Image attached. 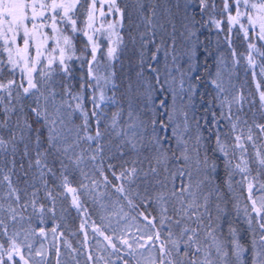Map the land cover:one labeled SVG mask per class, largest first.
<instances>
[{
  "label": "snow or ice",
  "instance_id": "snow-or-ice-1",
  "mask_svg": "<svg viewBox=\"0 0 264 264\" xmlns=\"http://www.w3.org/2000/svg\"><path fill=\"white\" fill-rule=\"evenodd\" d=\"M98 3L101 18L109 14L117 17L107 24V36L103 37L107 43L106 49L101 45L104 25H101V28L95 27ZM104 4L108 6L107 13L103 11ZM85 5H87L86 8ZM197 6L202 17L201 21H197L195 12L190 11L191 0H185L182 14L179 4H177L176 13H171L166 8L165 20L160 21L155 8H148L145 11L143 4L138 0L135 11L144 27V31L139 33L142 65L145 60L144 53L149 44H155V51L151 53L150 61L158 59L157 54L161 48H166L165 55L172 54L173 61L180 55H188L190 59L195 56L192 47L186 48L184 52L177 51V25H179L180 36L188 40L195 35L196 24H200L201 27L212 25L215 29L221 30L222 23L225 21L228 24L229 34L226 39L234 59L244 55L237 53L232 47L231 34L234 25L239 26L238 34L243 35L247 44L248 64L255 66L256 56L264 58V0H223L222 8L217 5L216 0H198ZM81 15L83 21L79 19ZM205 15L206 19H204ZM217 15L219 19L216 18ZM123 19L124 9H121L117 0H103V3L101 0H0V50L7 54V60L0 61V67L6 64L13 76L16 69H19L21 74L19 84L15 79H9L6 83L0 82V153H6L11 148L15 155L17 141H26L23 155L29 157L28 168L37 170L39 178L44 181V187H47L46 176L51 175L58 180L64 192L72 195L71 206L80 211L82 190H87L90 186L94 188L99 184L97 179L90 176V172L92 175L98 173L105 185L111 183L104 174L103 168L96 163L98 158L101 161L104 158V144L101 143L103 137L107 134L123 136L125 139L118 146L121 150L120 154L124 155L122 146L127 144L137 153V158L131 161L122 160L119 164V173L115 170L117 165L112 163L107 165L112 176L121 182L113 187L127 200L129 207L136 209L143 206L144 210L139 211L138 216L146 221L145 228L150 226L155 231L146 236L141 234L137 239L135 234L129 236L122 229L119 235L116 234V230H113L112 235H105L99 227H94L93 231L102 236L106 242V245H103L105 250L112 249L109 255L116 256L122 264H129L124 256L117 254L126 250L127 256L135 259L138 251L149 245L155 250L158 244V254L150 258V264H231L233 257L235 264H244L245 246L236 239H232L229 248L228 245L221 243L215 234L216 227L208 206L213 193L217 198L221 195L218 188H212L206 192L201 188L206 181L210 182L208 170L215 171L216 163L215 161L210 162L207 153L201 160L199 134L195 137V146L190 145L189 140L184 138L188 129L187 113L182 104L180 106L177 104L179 92L184 91L183 70L176 65H165L166 75L161 81V69L154 67L150 61L148 62V70L155 74V84L160 85L159 90L165 91V86H170L171 104H168L166 99H160L156 103L153 94L157 89L149 80H145L142 81L143 91L137 90V94L143 98L141 108L134 110L131 103L129 104L128 121L130 122L120 126L119 121L123 116V109L115 111L110 118L102 111L110 102L115 104V100L114 97L105 94V88L112 82L111 77L114 73L98 74L100 57L104 58L106 66L110 68L111 65L107 62L118 56L120 47L125 43L120 31L123 27ZM165 23L168 28H165ZM139 26L137 24V27ZM78 34H82L86 39L84 46L80 49V54L76 56L74 40ZM130 39L135 43L134 35L130 34ZM157 40H159L158 43ZM74 56L81 61L82 67L84 62L88 65L87 82L81 83L80 91L77 93L72 92L70 84L55 79L59 73L65 74V80L69 78L70 68L67 62ZM224 63L222 58H218L217 71L210 80L217 90L216 98L222 107L220 117L213 114V123L217 124L220 118L227 119L231 123V132L235 133L240 118L236 116L235 120L233 119L232 107L240 104L243 97L239 93L231 98L227 95L229 88L225 86L220 68ZM173 67H176V71L180 73L179 80L172 75ZM143 71L142 67L137 76L141 77ZM261 74L264 75V65L261 66ZM81 79L83 80L84 77L82 76ZM131 88L130 84L129 90ZM193 88L194 85H190L188 91L191 92ZM86 90L92 93L87 98L85 97ZM14 91L15 94H13ZM222 95L223 99H220ZM28 98H34L27 105L31 116L25 111L23 104V100ZM85 99L91 104L90 111L85 107ZM179 99L182 100L183 97ZM259 99L261 107L264 108V91L260 92ZM72 101L75 102L74 105ZM224 106L228 109L227 116L223 111ZM157 107L163 108L164 112H157ZM75 113H79L81 117L80 124L73 122ZM165 114L166 118H163ZM13 116H15L14 123ZM178 117H183V119L177 122ZM90 120L96 125L94 134L91 132ZM33 122L39 127L33 128ZM101 124H103V129ZM182 125L184 131H181ZM157 126L165 131L172 126L173 136L166 138L158 135ZM254 127L259 129L260 134L264 136V124H255ZM148 128L152 129V134L146 137ZM4 133H7V139ZM165 139H175L176 146L166 147L163 143ZM253 139V126L251 125L248 127L246 137L242 134L234 136L233 148L242 150L241 159L235 164L233 170H228L232 163L231 160L226 161L227 179L225 183H228L235 170L245 173L244 180L248 181V199L251 201V212L245 208V215L249 217L250 227L253 226V219L255 220L253 232L258 230L260 233L258 241L255 238L252 240V264H264V195L253 198L252 193L256 189L253 181L248 180L246 175L250 171L249 160L244 158V152L247 151L244 148V141ZM84 143L88 144L87 148L81 146ZM93 143L96 145L94 149L91 148ZM216 145L213 151H219L227 157L228 145L222 142L219 132L216 134ZM77 149H79L78 152ZM145 151L147 155L143 156V160L139 159L140 153ZM193 153L197 165L196 171L203 170L205 173L195 183L192 181ZM181 160L184 162L183 165L169 167L170 163L179 164ZM144 161H147V167L143 166ZM252 162L258 165L256 175L264 174V154L257 150L255 160ZM89 163L91 167L85 170ZM201 164L203 169L199 167ZM57 165L59 176L56 175ZM13 167H15L14 162ZM77 173L80 183L73 187L69 176ZM176 174L187 175L189 179V182L182 184L179 189L175 186L170 188L168 183L169 177ZM3 179L9 182V194L15 196L17 208H19L20 197L17 189L12 186L8 175H5ZM138 180L142 181L143 190L141 191L140 185H137V189L132 191L131 185L136 184ZM228 187L231 188L230 183ZM259 190L264 192V183L259 184ZM32 195L35 197L36 190ZM46 196L55 200L51 190L46 192ZM135 198H139L141 204L134 203ZM27 203L26 201L25 207ZM31 203L33 207L36 206L35 199ZM153 205L155 206L153 210L157 215H152V212L148 211ZM219 207L217 203V208ZM0 208H3V205H0ZM17 208L11 206L8 208L13 221L17 219ZM40 210L43 211V206ZM252 213H255L254 218ZM205 214L208 215L207 223L204 220ZM20 218L24 219L23 216ZM157 221L159 228H157ZM0 227L4 228L3 236L0 238V264H49V253L43 245L34 249L32 244L25 243L27 236L25 240H19L21 232L9 233L2 219H0ZM84 227L85 224L82 223L81 229ZM230 231L234 236V231L231 229ZM52 232L55 234L56 229L53 228ZM32 234L35 235V233ZM39 234L44 236L45 230L41 228ZM208 238H211V242L205 243ZM87 240L86 234L85 244ZM64 245L71 249V253H76L77 250L72 248L67 241ZM213 249L215 257H213ZM62 255L60 248L57 247L56 264H62ZM71 258L76 259L75 255ZM87 259L91 262L92 255H88Z\"/></svg>",
  "mask_w": 264,
  "mask_h": 264
},
{
  "label": "trees",
  "instance_id": "trees-1",
  "mask_svg": "<svg viewBox=\"0 0 264 264\" xmlns=\"http://www.w3.org/2000/svg\"><path fill=\"white\" fill-rule=\"evenodd\" d=\"M118 5L121 9H124V19L122 21L123 27L120 29L121 34H126L132 32L138 37L137 42L140 45L139 33L144 31L143 22L140 20L135 9L137 7L138 0H117ZM139 3H142L145 11L148 8H155L157 14L161 15L164 18L167 13L165 9L167 8L169 12H177V4H179L180 12L182 14L185 0H139ZM217 5L222 8L223 0H216ZM192 8L190 11L195 12V19L201 21L202 17L199 14L198 0H191ZM82 16V15H81ZM207 16L205 15L204 19ZM220 17L217 15L216 17ZM81 19V17H79ZM137 24L140 26L137 27ZM82 26V25H81ZM128 27V32L126 31ZM178 27V36L177 39V51L183 52L186 48L192 47L195 56L191 59L188 55H180L172 65L179 66L183 72L184 77L189 82L194 85V88L191 92L187 90L178 94V104L184 106V110L187 113L188 126L190 134L192 137H195L199 134L201 137L200 140V158H203L205 153L210 158L211 161H215L216 168L215 171L209 169L210 172V182L208 181V189L218 188L220 192L219 198L213 193L212 199V209L209 203V211L213 220V224L216 227V236L219 241L223 244H226L230 248V241L236 239L242 245L245 246L244 253V264H252V253L253 245L252 240L255 238L258 241L259 232H253L255 227V220L253 219V226L250 227L248 224L249 217L245 215V208L249 212L250 202L247 198L246 185L248 181L244 180L245 173H241L238 170L233 172L231 179L228 183L231 184V188L228 187V183H225L227 179V170L225 168V163L227 160H231V166L228 170H233L232 165L237 161L234 158L233 148L229 146L234 142V136L237 130L240 134L245 135L244 132L248 133V127L253 126V136L254 139L250 141L252 144L245 142V148L247 149L246 159L249 160V169L250 171L246 174L248 180L256 182L257 177H262L264 182V174L257 176L258 165L253 163L255 160L254 151L256 147L261 151L262 141L264 136L260 134L259 129L255 128V124H264V108L261 107V102L259 99L260 91H264V75L261 74V66L264 65V58L256 56V65L251 66L248 64L246 59L247 54V44L244 41L243 35L239 33V27H233V33L231 34L232 47L236 50L237 53H243V56H239L237 59H234L231 55V49L228 46V32L225 27V22L222 23L221 30L215 29L212 25H207L201 27L200 24L195 25V35L190 37L188 40H185L184 37L179 34V25ZM85 39L82 34H78L75 37L74 44L76 47V56L80 54V49L85 44ZM159 40H157V43ZM183 48V49H182ZM121 49V47H120ZM120 49L118 56L113 60L112 66H115L118 61ZM181 49V51H180ZM183 50V51H182ZM141 49L134 51L135 55L131 57L134 64L139 67V70L143 67V75L141 77L135 78L136 83L132 90L127 93L126 83L133 84L130 80L124 78L122 84L119 86V76L115 73L111 77V83L107 85V96L114 97L115 104L111 102L103 109L108 113L110 118L112 114L118 109L125 110L129 109V104L131 103L134 110L140 109L142 105L143 98L137 94V90L143 91L142 81L149 80L157 89L154 92V101L158 103L160 99H166L169 104L172 100L171 93L165 91H160V85L155 84V79L153 73L148 70V62L150 61L151 53L155 51V44H149L147 50L145 51V60L143 65L141 64ZM166 48H161L157 56L164 57ZM4 55L0 51V61H5L3 59ZM218 58H222L225 61V64L229 70V79L234 83V91H237L242 97L243 100L240 104L233 105L232 114L233 119L235 120L236 116H239V121L237 122V128L235 133L231 132V123L227 119L220 118L217 121V124L213 123V114L216 117H220L222 107L219 104L216 98V89L210 83L212 79L213 70L218 67ZM164 59V58H163ZM70 73L68 74V79L65 80V74L59 73L55 79L57 81H63L72 86V92L77 93L80 91L81 83L87 82V66L84 62L83 67L81 66V61L73 58L69 61ZM136 62V63H135ZM155 67L154 61H150ZM164 61L162 60V65ZM167 62V60H166ZM170 65V64H168ZM161 69V67H160ZM172 71L175 73L177 80H179L180 73L176 71V67L172 68ZM141 72V71H140ZM190 72V73H188ZM190 74V76H187ZM84 77L82 80L81 77ZM199 77V79H197ZM9 79H15L17 84L21 83V76L19 70L16 69L15 75L13 76L8 65H3L0 67V82H7ZM259 86V87H258ZM15 94V91L14 93ZM92 93L90 90L85 91V97L87 98ZM183 97V99H179ZM190 97V98H189ZM34 98H28L23 100L25 105V111L28 112L31 116L30 111L27 108ZM223 99V96L222 98ZM7 103V100H5ZM15 103V101H13ZM73 105L75 104L72 101ZM85 107L91 110V104L85 99ZM157 112H162V108L157 107ZM225 115H228L227 106L223 107ZM164 112V109H163ZM124 115V114H123ZM166 118V114L165 117ZM123 119H120V121ZM123 124V121L120 122ZM15 122V116H13V123ZM74 124L81 123V117L79 113L73 115ZM91 132L95 133L96 125L94 121L90 120ZM39 127V125L33 122V128ZM103 129V124H101ZM219 132L221 134L222 142H225L228 147V156L225 157L223 153L219 151H213L216 145V134ZM152 134V129L148 128L147 135ZM157 134L166 137L162 134V129H159L157 126ZM5 139H7V133H4ZM188 140V131L185 135ZM167 138V137H166ZM125 138L123 136H115L113 134H107L103 137L101 143L104 144L103 160L97 159V165H100L104 174L108 177L110 184L106 185L105 190L117 197L118 205L120 209L123 210L124 214L133 217L134 219L140 221L142 225H146V221L142 217L138 216V212L144 210L141 205L140 208H131L128 206L127 200L117 192H115L110 186H118L121 182L117 181L113 176L111 171L107 169L109 163L117 165L116 172L119 173L120 167L119 164L122 160L131 161L132 159L137 158V153L127 145L123 144L124 155L120 154V146L122 141ZM196 142V141H195ZM26 141H17V150L15 155H13L11 148L8 149L6 153H0V205H3V208H0V219L4 221V224L7 226L9 233L20 231L21 236L19 240H25L27 236L26 244H32L33 248L43 247L49 253V264H56V248L59 247L63 255L61 256L62 264H122V261L116 259V256L109 255L112 252V249L108 248L106 251L103 245H106V242L103 240V237L98 233L94 232V227H99L105 235H112L113 230H116L117 227L113 229V226L110 227L109 222L111 219L110 214L108 213V208L103 200V189L100 187V184L96 187H89L87 190H82L80 194V200L82 202V207L80 211H77L75 207L71 206L72 195L70 193L64 192L63 187L59 186V181L55 180L51 175L46 176L45 180L47 181V187H44V181L39 178V174L35 168H28L29 157L23 155L24 144ZM165 146H173L171 139H165L163 141ZM82 147L87 148L88 144L84 143ZM96 145L93 143L91 148H95ZM79 149H77V152ZM90 154V153H89ZM147 155V152H142L139 155V159L143 160V156ZM13 162L15 167H13ZM67 162V161H66ZM174 163L169 164L170 168L174 167ZM23 165V167H21ZM140 166L139 164L137 165ZM143 166L147 167V161L143 162ZM91 167L89 163L85 170ZM11 169V171H9ZM26 173V175H25ZM5 175L10 177V181L13 187L17 189V194L20 197L19 205L17 208L15 196L9 194V182L5 181L3 178ZM56 175L59 176V166H56ZM90 176L93 179H97L99 183L102 182V177L97 173ZM35 177V179L33 178ZM255 177V180L253 178ZM184 177L176 174L175 176L169 177V187L175 186L176 189H179V184L182 182L181 179ZM69 179L72 181V186L76 187L80 183L79 174L70 175ZM135 185H131V190L135 191ZM126 187H128L126 185ZM110 188V189H109ZM36 190V195L33 197L32 193ZM51 190L52 195L55 197V200L48 198L46 192ZM143 190V187L140 188ZM63 193V195L61 194ZM116 194V195H115ZM211 197V198H212ZM35 199L36 206L33 207L31 201ZM27 206L25 207V202ZM134 203L141 204L139 198L134 199ZM217 203L220 207L217 208ZM244 207L242 208L240 206ZM9 206L17 208V219L16 221L11 220V213L8 212ZM41 206H43V211H41ZM155 206L149 208L148 211L152 212V215H157L156 211L153 210ZM111 211V210H110ZM203 211V210H202ZM171 214V213H169ZM23 216L24 219L20 217ZM252 217H255V214L252 213ZM205 223H207L208 215H204ZM84 223L85 227L81 229V224ZM195 226V225H193ZM43 228L45 230V235L41 236L39 230ZM55 228L56 232L53 234L52 229ZM157 228H159V223L157 221ZM149 230L155 231V229ZM233 230L235 235L233 236ZM166 231V230H165ZM4 228L0 227V238H2ZM32 233H35L33 235ZM87 234L88 240L85 244V235ZM67 241L68 244L75 248L76 253H71V249L66 248L64 242ZM101 241V242H100ZM211 238L205 240V243H210ZM101 247L104 249L102 251ZM158 250V244L156 245V251ZM158 254V251H157ZM75 255L76 259L73 260L71 257ZM88 255H92L93 260L88 261ZM117 255L124 256L125 259L129 261V264H143L139 262L137 258L133 259L132 257L127 256V251L123 250ZM104 259H99L100 257ZM111 257V259H110ZM213 257H215V252H213ZM6 259V257H5ZM231 264H235V258H231Z\"/></svg>",
  "mask_w": 264,
  "mask_h": 264
},
{
  "label": "rangeland",
  "instance_id": "rangeland-1",
  "mask_svg": "<svg viewBox=\"0 0 264 264\" xmlns=\"http://www.w3.org/2000/svg\"><path fill=\"white\" fill-rule=\"evenodd\" d=\"M101 3H103V0H101ZM84 7L86 8L87 5H85ZM107 9H108L107 4H104L103 11L105 13H107ZM99 13H100V4L98 3L97 4V12H96L97 20L95 21V27L96 28H101V25H104V29H102L101 45H102V47L104 49H106L107 48V43L103 40V37H106L107 36V31H106L107 24L110 21H113V20L117 19V17L115 15L109 14V15H106L105 17H102L101 18L100 15H99ZM80 17H81L80 21H83V16H80ZM165 17L162 18V16L158 14V19L160 21H164L165 20ZM244 22L246 23V21H244ZM225 27H226V30H227L228 29V24H227L226 21H225ZM233 27H239V26L238 25H234ZM165 28H168L167 23H165ZM132 30L130 31V33H127V35L126 34H122L124 36L125 43L121 46L120 53H119V57H118V61L116 62L115 66H112V62H113L114 59L107 62L108 64L111 65V67L108 68L106 66L105 61H104V58L102 56L100 57L101 63H100V66L98 68V74L108 75L109 72L115 73L117 76H119V83H118L119 86L122 84L123 79L126 78V79L130 80L131 82H134L133 84H131L132 85V88H133V85H134V87L137 86V85H135V83H136L135 78H137V73L140 72L141 70H139V67H137V65L134 64V62L131 59V57L135 55L134 51L135 50L138 51L139 48H140L139 42H137L138 37H136V35L132 32ZM126 31L128 32V27H126ZM160 31H162V30H160ZM130 34L131 35H134L136 37L135 43L130 39ZM177 39L178 40H180V39L182 40V38L179 39L178 32H177ZM169 43H170V41H169ZM0 51L4 55L3 59L6 61L7 60V54L4 53L2 50H0ZM180 51H181V49H180ZM33 54H34V52H33ZM171 56H172V54H168V55H165L164 54V57L161 58V56L159 55L158 56V59L156 61H154L155 67H158V68L161 67V81L164 80L165 75H166V73L164 71V66L165 65H168V64H170V65L173 64V62H171L172 61ZM73 58H75V56ZM162 60L164 61L163 62L164 63L163 65H162ZM166 60H167V62H166ZM69 61L67 62L68 63V66H69V63H70ZM86 66H87V69H88L87 63H86ZM220 68H221V71L223 73V78H224V81H225V86L229 88V92L227 93V95L229 96V98H231L233 95H235L238 92L237 91H234V88H233L234 87V83H232L231 80L228 78L229 77V70H228L227 65L224 63L223 65L220 66ZM17 70H19V69H17ZM213 71H214L213 72V75H215V73L217 71V68H215ZM175 73L172 71V75L173 76H175ZM188 73H190V72H188ZM19 74H20V70H19ZM20 76H21V74H20ZM187 76H190V74H188ZM183 79H184V91H185V90H187V88H189L190 85H192V83H188L189 81L187 79H185V78H183ZM129 85H130V83H126L125 84L127 93H129L132 90V88H131V90H129ZM25 86H26V84H25ZM165 89H166V91L168 93L169 92L171 93L170 86H167L166 85L165 86ZM107 90H108V87L106 86V88H105V94L106 95H107ZM180 93H182V92H180ZM222 96L220 98H222ZM259 96H260V93H259ZM171 103H172V100H171V102L169 104H171ZM177 104H178V100H177ZM178 106H180V105L178 104ZM102 111L105 112L103 109H102ZM162 112H163V108H162ZM105 113L108 116V113L107 112H105ZM123 114H124L123 115V119L120 121V122L123 121V124L121 123L120 126H123L126 122H130V121H128V109L125 110ZM182 119H183V117H178L177 122L181 121ZM190 128H191V126L189 125L188 126V129H187V131H188V137H189L188 140H189L190 145L195 146L196 142L194 141V137H192V134H190V132H189V129ZM117 130H119V129H117ZM181 131H184L183 125L181 126ZM187 131L185 132V135H186ZM162 134L164 136L166 135V137H172L173 136L172 126H169L166 131L162 129ZM244 134H245L244 136L246 137L248 133H246V131H245ZM235 135H241V134L237 130V132L235 133ZM184 138L186 139V137H184ZM171 140L173 142V146L175 147L176 146L175 139H171ZM245 142H248V143L252 144L250 141H247V140L244 141V144H245ZM262 144H263L262 145V149L263 150H261V151L256 147V145L254 146V148H255L254 155H255V153H256L257 150H259L262 154H264V139L262 141ZM233 145H234V142H233L232 145L229 144V146L232 147V148H233ZM245 147L246 146L244 145V148ZM241 151L242 150H240V149H234L233 148L234 158L237 159V161L232 165L233 169L235 167V164L240 162V159H241ZM177 154L179 155V152ZM192 155H193V160H192V172H193L192 181H193V183H195V181L198 180V179H201L205 175V173H204L203 170H201L200 172H197L196 171L197 165L195 164V154L193 153ZM246 157H247L246 156V153L244 152V158L246 159ZM202 159L203 158H201V160ZM183 163L184 162L181 160L179 162V164H175L174 163V166L175 167H179V166L183 165ZM199 167L201 169H203V165L202 164ZM179 176H181V175H179ZM182 177H184V178L181 179L182 182H180L179 188L181 187L182 184H187L189 182V179H188L187 175H184ZM257 178L258 179L256 180V182H253L254 183V186H255V189H256L252 193L253 198H258L261 195H264V192H262V191L259 190V184L260 183H264L262 181L263 179H262V177H257ZM99 184H100V187L103 189V193H102L103 200H104V202H105V204H106V206L108 208V213L111 216L109 225H110V227L113 226V229H114V226H115V228L117 227V235L120 234V230L122 229L129 236L135 234L136 238L139 239V237H140L141 234H144L146 236L147 234H150V232H152L148 228H145V226L142 225L140 223V221L134 219L131 216H128L127 217V215L124 214L123 210L120 209V207L118 205V199H117V197L114 198L113 195L109 193L111 189L109 188L110 189L109 192L107 190H105V187H107V186L103 183V179H102V182L99 183ZM137 185H140V188H142L143 187L142 186V181L141 180H138L136 182L135 190L137 189ZM110 187L115 191V188L113 187V185L110 186ZM207 187H208V181H206L201 186L202 191H204V192L208 191L209 189ZM245 188H246V191H247V185H246ZM248 195H249V193L247 191V198H248ZM212 199H213V197L211 198V201H210V203H211L210 204L211 209L213 208L212 207ZM249 202H250L249 209L251 211V201L249 200ZM238 206H240V205H238ZM240 207L242 208V210H244L243 209L244 207H242V206H240ZM141 242H143V241H141ZM101 249H102V251L104 250L102 247H101ZM257 250H259V247H257ZM212 251L215 252L214 249ZM156 255H157L156 247H155V250H154L153 247L151 245H149V246H146L145 249L138 251L135 258H137V260L139 262H142L143 264H150V258L153 257V256H156ZM110 259H111V257H110Z\"/></svg>",
  "mask_w": 264,
  "mask_h": 264
}]
</instances>
